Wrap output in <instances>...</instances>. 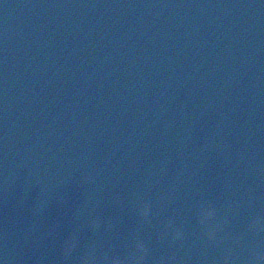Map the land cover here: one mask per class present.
<instances>
[{
	"label": "clouds",
	"instance_id": "clouds-1",
	"mask_svg": "<svg viewBox=\"0 0 264 264\" xmlns=\"http://www.w3.org/2000/svg\"><path fill=\"white\" fill-rule=\"evenodd\" d=\"M147 208H148V206L146 205V206H145V209L141 212L142 215H147ZM201 215H202V217H203L202 222H204V221H206V220H208V219H211V218L215 215V212H214V210L209 206L208 209H202V210H201ZM210 235H211V233H210ZM139 247H140V248H143L144 245L141 243V244H139ZM115 264H119V261H116Z\"/></svg>",
	"mask_w": 264,
	"mask_h": 264
}]
</instances>
